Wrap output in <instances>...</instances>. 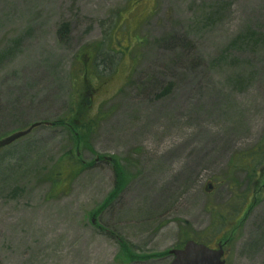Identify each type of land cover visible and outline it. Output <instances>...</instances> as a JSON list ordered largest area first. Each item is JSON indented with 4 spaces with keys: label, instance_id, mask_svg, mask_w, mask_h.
I'll return each instance as SVG.
<instances>
[{
    "label": "rangeland",
    "instance_id": "1",
    "mask_svg": "<svg viewBox=\"0 0 264 264\" xmlns=\"http://www.w3.org/2000/svg\"><path fill=\"white\" fill-rule=\"evenodd\" d=\"M33 123L0 264H264V0H0V139Z\"/></svg>",
    "mask_w": 264,
    "mask_h": 264
},
{
    "label": "water",
    "instance_id": "2",
    "mask_svg": "<svg viewBox=\"0 0 264 264\" xmlns=\"http://www.w3.org/2000/svg\"><path fill=\"white\" fill-rule=\"evenodd\" d=\"M41 123H34L24 131L15 132L0 140V149H3L18 139L28 135L34 128L40 126ZM170 254L174 259L170 264H224L221 259L223 250L219 246L218 250H211L204 245L196 244L188 241L183 249L172 250Z\"/></svg>",
    "mask_w": 264,
    "mask_h": 264
},
{
    "label": "trees",
    "instance_id": "3",
    "mask_svg": "<svg viewBox=\"0 0 264 264\" xmlns=\"http://www.w3.org/2000/svg\"><path fill=\"white\" fill-rule=\"evenodd\" d=\"M64 28V27H63ZM55 176H57V175H55Z\"/></svg>",
    "mask_w": 264,
    "mask_h": 264
}]
</instances>
